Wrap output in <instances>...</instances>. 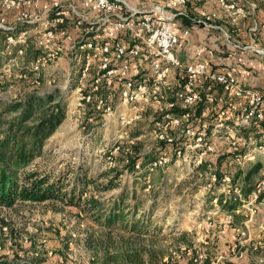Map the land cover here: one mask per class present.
<instances>
[{"label": "rangeland", "instance_id": "1", "mask_svg": "<svg viewBox=\"0 0 264 264\" xmlns=\"http://www.w3.org/2000/svg\"><path fill=\"white\" fill-rule=\"evenodd\" d=\"M18 11L0 5V19L4 18L5 24L7 20H13L7 25L15 26ZM45 26L47 23H39L38 30ZM34 31L36 28L29 31L31 36ZM3 41L0 36L1 48ZM33 41H29L25 49L17 48L13 52L14 45H11L10 51L2 52L0 102L11 103L29 93L42 95L59 89L65 112L54 129L45 135L44 145L27 169H37L60 179L63 184H68L65 192L73 187L77 175L80 178L86 175L95 181L88 185L84 196L94 194L102 201V209H98L101 213L109 210L119 198L123 216L105 223L104 217L98 221L81 214L78 207L58 200L16 201L10 207L0 208V217L12 227V231L3 227L0 233V259L34 264L36 257H42L44 264H100L107 252L113 253L124 240L136 238L138 242L163 251L162 264H187L191 252L180 240V234L185 231L199 251L193 264H204L205 258L211 264H243V261L245 264H264V241L259 242L264 234V197L257 200L258 192L264 190V179L259 184L262 188L259 190L258 186L249 200L243 201L239 210L243 225L239 227L231 215L219 208L215 199H209L211 194L225 192L226 185L232 186L231 180L223 179L224 186L210 194L208 176L189 163L170 161L153 168L140 164L132 167L126 157L131 151L122 153L117 148L110 154L115 143L131 146L132 150L133 142H139L135 147L140 155L158 145L148 125L150 114L157 107L148 105L142 119L132 123L131 129L128 125L121 127L115 117L107 125L104 120L96 122L86 116L87 110L93 108L87 100L79 98L77 84L67 83L69 68L65 54L47 63L32 77L22 73V69L30 65ZM71 77L78 78L76 74ZM50 109H40L27 119L26 126L37 124ZM15 114L9 112L2 116L0 140L8 132L10 124L7 121ZM136 132H139L137 138L130 139ZM214 140L218 145L220 139ZM214 153L215 149H211L209 155ZM258 160L262 161L261 172L264 174V152L256 154L253 161H245L241 167L246 169ZM109 178L117 187L101 191L92 188L106 185ZM79 188L78 185L77 190ZM135 220L143 221L145 233L128 229L127 224Z\"/></svg>", "mask_w": 264, "mask_h": 264}, {"label": "built area", "instance_id": "2", "mask_svg": "<svg viewBox=\"0 0 264 264\" xmlns=\"http://www.w3.org/2000/svg\"><path fill=\"white\" fill-rule=\"evenodd\" d=\"M81 1L92 12L74 0H53L42 9L38 8V0H0L2 8L19 9L17 24L8 26L1 18L0 29L14 31L19 25L29 26L16 34H7L9 47L24 44L31 36L29 31L36 28L34 42L39 53L29 66L34 74L65 54L69 68L67 83L77 84L79 98L87 101L91 98L83 93L84 81L90 73L93 91L114 89L100 95L96 102L104 125L113 117L121 127L131 125L142 119L148 105H155L156 111L149 117L150 133L157 142L171 146L173 152L159 154L150 163L151 168L170 161L199 165L217 137L224 138L234 151L243 148V153L236 157L239 164L264 152V145H253V139L243 133L244 128L255 127L264 118L263 94L244 87L232 74L209 67L205 60L182 63L175 53L179 40L176 21L183 18L191 26L220 30L232 44L233 51L228 55L234 56L238 63L243 62V51L251 49L264 56V48L255 44L243 46L232 40L216 22L217 12L199 9L190 14L185 9L189 2L201 0H160L148 6L132 0ZM216 1L232 21L246 14L235 2ZM251 6L255 7L252 3ZM39 23L47 26L38 30ZM183 34L188 35L189 30L184 28ZM197 52L205 53L208 59L215 56L214 50L204 44ZM73 74L77 75L76 80L72 79ZM198 102L210 104L209 110L216 114L210 134L204 132L206 123H195L197 117L189 110ZM209 110H202L200 117L207 116ZM223 179L230 180L229 176Z\"/></svg>", "mask_w": 264, "mask_h": 264}, {"label": "trees", "instance_id": "3", "mask_svg": "<svg viewBox=\"0 0 264 264\" xmlns=\"http://www.w3.org/2000/svg\"><path fill=\"white\" fill-rule=\"evenodd\" d=\"M226 2L240 3L246 11V16L239 17L236 21H232L231 17L228 16L231 24L230 26L227 25L225 30L230 34L231 38L236 40V25L239 24L240 21H244L247 22L246 27L248 29L255 27V30L250 29L248 31V42L242 44L239 42L237 43L245 46L251 44V42L253 44V41H255V46L257 48H264V0H226ZM251 3L255 5L254 8H252ZM190 5L194 7V3L189 2L187 6ZM186 7L185 9L190 14H193V12ZM9 23H13V20H7V24ZM28 27L27 24H23L19 25L14 31L0 29V36L4 39L2 48L0 46V60L3 58L2 52H7L8 48H10L6 42L7 34H16L19 29ZM57 27L60 28L62 26ZM33 39L34 36H30L24 44L14 45L12 51L14 52L17 48L25 49V47L28 46L27 43ZM258 41L261 45H258ZM33 43L34 47H32L33 50L30 52V64L39 53V48L35 46L34 41ZM29 66V64L26 65L24 69H22V73L32 77L34 73L30 70ZM218 88L219 92H222V87L219 86ZM113 91L115 90L113 89L110 92ZM257 91L264 96V88L261 90L258 89ZM108 92L109 91L106 92L105 90L99 92L93 91L92 74L90 73L88 75L83 84V93L91 95V98L87 103L92 106L93 110H87V117L93 118L96 122L103 120L102 113L96 109V102L100 95H104ZM60 97L61 92L58 89L42 95L29 93L23 98L11 103L3 104L0 102V121L2 120V116L6 113L16 112V114L10 117L7 121V123L10 124L8 132L5 134V137L0 140V208L10 207L16 201L41 203L53 199L67 205H74L78 207L81 214L92 217L98 221L101 217H104L105 223L113 222L117 220L119 216H123L121 208L122 200L118 198V200L114 201V204L109 210L101 213L99 210L102 209V201L97 199L94 194L87 197L84 196V194L87 193L88 185L94 183V179H88L86 175L83 176V178H80L77 175L74 179L73 187L68 192H65L64 188L68 184H63L60 179L55 177L52 178V175L49 173L41 172L37 169H27L26 167L32 162L34 155L40 152L41 147L44 145L43 139L46 137L45 135L49 134L54 129L56 123L60 122V119L64 115V102L61 101ZM54 100H57V102H53ZM49 102L52 103L48 104ZM45 104H48L49 106H46ZM45 107L51 108L50 113L44 118L42 117L37 124L26 126L27 119L36 115L39 113L40 109H44ZM210 107L211 105L206 102H198L192 108H189L190 111H193L192 115L197 117L195 123H206V129L204 130L206 134H210V130L212 129L216 118V114L209 110ZM204 109L209 110L208 114L205 117H200L199 114ZM132 126L133 125H128L127 127L131 129ZM243 133L245 136L253 139V145H264V118L257 126L244 128ZM138 135L139 132H136V134L130 139L133 140L137 138ZM218 139H220L221 142H218V145L215 140L212 142V149H215V153L213 155L208 154L201 164L193 166L199 172L208 176L210 194L214 193L216 189L224 186L223 178L226 175L230 177L232 186L226 185L227 189L225 192H221L218 195L211 194L209 199L210 201L215 199L219 208L231 215L235 225L240 227L243 225V221L240 219L241 214L239 210L243 205V201H248L251 194L262 182L264 177V174L261 172L263 164L261 160H258L249 164L246 169H242V164L236 162V157L239 153H243V148L240 147L238 151H234L224 138L217 137V140ZM133 143L132 150L131 146L115 143L114 146L110 148L109 153L111 154L112 151L117 148H120V152L122 153L124 151H131L126 157L130 165L133 167L134 164L150 166V163L156 159L159 154L169 155V153L173 152L171 151V146L160 141L158 142V145L154 146L153 149L149 151V153L140 155L137 147H135L139 142ZM212 174H214L215 177H212ZM78 185L80 188L77 190ZM116 185L117 184L114 183V180L109 178L106 185H96L92 188L95 191H101L113 189L117 187ZM263 197L264 190L258 192L257 200H261ZM3 227H7L9 231H12L11 223L1 216L0 233L3 230ZM127 227L132 232L145 233L146 231V229H144L143 221L141 220L131 221L127 224ZM180 235L181 243H183L191 252V256L187 257V264H193L199 256L197 246L195 243L190 242L186 237L187 232L184 231ZM135 239H126L121 242L118 250L113 253L107 252L102 257L100 264H162L164 259L163 251H159L155 249L154 246L138 242V240ZM259 241L260 243L264 241V234ZM34 262V264H44V259L42 257H36ZM203 263L211 264V261L208 258H205ZM0 264L21 263L14 260L0 259Z\"/></svg>", "mask_w": 264, "mask_h": 264}, {"label": "crops", "instance_id": "4", "mask_svg": "<svg viewBox=\"0 0 264 264\" xmlns=\"http://www.w3.org/2000/svg\"><path fill=\"white\" fill-rule=\"evenodd\" d=\"M52 1L53 0H38V8L42 9L43 7L51 4ZM74 1L78 4V6L85 9L89 13L92 12V8H90L86 3L82 2L81 0ZM132 1L145 6L152 4V2L144 0ZM238 4L240 5V3ZM186 8H188L193 13H196L199 9H206L208 11L217 12L218 18L216 22L224 30L227 25L230 26L231 24V21H229L228 19L227 13L222 10L216 0H201L198 3H194V7L190 5ZM245 16L246 14L239 17ZM176 23L177 26L175 28V32L177 33L179 40L175 47V53L182 63L196 64L202 60H205L209 63V67L215 68L217 70H224L232 74L244 87L252 88L255 90H261L264 88V56L257 54L251 49H247L242 53L243 62L238 63L234 56L228 55L229 52L233 51L232 44L226 40L224 34L220 30L204 28L197 25L191 26V24L183 18L178 19ZM246 23L247 22L240 21L239 24L236 25L237 41L233 38L232 40L241 44L248 42V31L251 28L248 29L246 27ZM184 28H187L189 30L188 35L183 34ZM202 44L207 45L214 50L215 56L213 58L208 59L205 53L197 52V48ZM253 44H255V41H253ZM249 45H252V42ZM258 45H261L259 41ZM243 262L245 263L246 261Z\"/></svg>", "mask_w": 264, "mask_h": 264}]
</instances>
